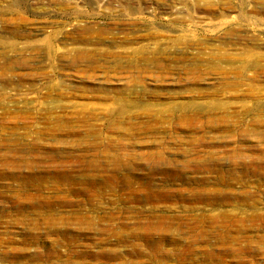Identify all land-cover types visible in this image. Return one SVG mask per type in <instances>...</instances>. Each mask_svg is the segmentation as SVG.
I'll use <instances>...</instances> for the list:
<instances>
[{"label": "rangeland", "instance_id": "1", "mask_svg": "<svg viewBox=\"0 0 264 264\" xmlns=\"http://www.w3.org/2000/svg\"><path fill=\"white\" fill-rule=\"evenodd\" d=\"M3 56L0 264H264V0H0Z\"/></svg>", "mask_w": 264, "mask_h": 264}, {"label": "bare ground", "instance_id": "2", "mask_svg": "<svg viewBox=\"0 0 264 264\" xmlns=\"http://www.w3.org/2000/svg\"><path fill=\"white\" fill-rule=\"evenodd\" d=\"M12 1V3L14 4H17V5H23V3H24V1H26V0H11ZM9 47H11V46H9ZM80 51V50H79ZM0 59H5L4 58V56L2 57V58H0ZM11 59V56L9 57L8 56V58H7V60H10Z\"/></svg>", "mask_w": 264, "mask_h": 264}]
</instances>
